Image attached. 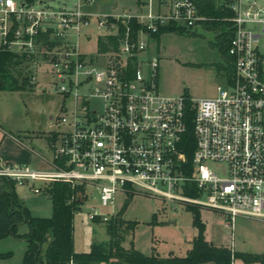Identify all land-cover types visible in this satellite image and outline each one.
I'll use <instances>...</instances> for the list:
<instances>
[{
	"label": "built area",
	"instance_id": "built-area-1",
	"mask_svg": "<svg viewBox=\"0 0 264 264\" xmlns=\"http://www.w3.org/2000/svg\"><path fill=\"white\" fill-rule=\"evenodd\" d=\"M90 3L0 0V52L20 58L30 86L43 77L42 92L49 88L72 101L46 135V170L1 163L0 179L33 195L50 183L77 186L78 208L82 200L89 205L91 222L113 218L118 195L156 199L173 210L216 211L231 231L238 217L264 219V52L258 49L264 5L224 0L232 12L233 72L215 97L194 100L159 94L158 58L146 55L160 28L187 31L208 20L193 0H141L133 11L95 17L81 10ZM92 22L101 34L88 50ZM105 37L115 45L104 40L101 50L97 40ZM189 111L191 160L182 149ZM209 163L226 164L227 176Z\"/></svg>",
	"mask_w": 264,
	"mask_h": 264
},
{
	"label": "rangeland",
	"instance_id": "rangeland-1",
	"mask_svg": "<svg viewBox=\"0 0 264 264\" xmlns=\"http://www.w3.org/2000/svg\"><path fill=\"white\" fill-rule=\"evenodd\" d=\"M41 1L51 6L57 4L68 6L71 3V0ZM258 2L264 5V0ZM133 3L134 0H91L90 4L82 5L81 10L92 17L118 14L140 7L139 3L135 6ZM217 4L224 5V0H217ZM88 32L91 35L88 50H93L101 31L97 30L92 22ZM222 32H224L223 28L214 31L200 24L187 31L166 32L156 40L150 39L146 55L147 58L153 55L158 58L156 91L163 96H183L194 100L215 97L216 88L225 87L227 79L226 61L218 38ZM258 49L264 52V34ZM20 69H23L22 66ZM16 70H19L18 66ZM40 82H43V77H39L37 83L29 90L5 95L6 100L1 99L4 97L0 95V110L4 105H8L12 111L18 112L22 117L23 129L46 133L55 129L54 119L61 107L66 114L70 112L72 101L70 98L62 100L49 88L42 92ZM31 147L34 150L42 148V140L34 141ZM30 165L35 170H46V167L35 158H32ZM209 165L220 177L227 176L226 164L209 163ZM19 197L31 216L50 217L51 204L46 195L42 193L33 195L24 189ZM82 201L72 217V249L76 253L87 252L90 246L105 249L108 245V235L104 224L87 220L89 205L82 204L84 200ZM121 202L123 205H118ZM116 205L114 208L117 210L116 214L124 207L119 216L126 223H123L118 230L119 244L123 249H128L131 244L142 255L147 256L153 252L159 257L169 255L183 257L191 248L192 240L198 235V230L193 225L194 212L190 210L193 207L179 206L173 210L165 202L141 195L126 198L118 195ZM195 209L204 227L205 241L222 244V247L233 253L264 254V219L238 217L231 231L224 227L222 223L224 216L221 213L202 208ZM127 224L134 226L133 229H128ZM20 231L23 232L24 229ZM23 249V242L20 243L11 237L0 239V254H8V257L2 259L1 264H21Z\"/></svg>",
	"mask_w": 264,
	"mask_h": 264
},
{
	"label": "trees",
	"instance_id": "trees-1",
	"mask_svg": "<svg viewBox=\"0 0 264 264\" xmlns=\"http://www.w3.org/2000/svg\"><path fill=\"white\" fill-rule=\"evenodd\" d=\"M199 14L208 20L201 25L206 29L217 31L220 28L224 32L218 35L222 52L226 61L227 79L233 72L231 58L227 54V48L231 33L232 12L224 5H218L217 0H193ZM131 29L137 25L130 23ZM184 31L174 27L160 28L151 39L156 40L166 32ZM106 44L114 46L113 37L99 38L97 47L103 49ZM20 58L6 52H0V91L21 92L30 89L25 76L20 69ZM19 70H16V67ZM15 71V72H14ZM14 72V73H13ZM192 112H188L186 120V133L182 139V149L188 160H191L195 149L192 129ZM81 189L77 186L70 188L63 183H50L42 188L41 193L46 195L51 204V215L48 218L33 217L17 199L14 184L0 179V239L12 237L21 240L24 251L21 256V264H233L234 260L240 259L245 264H264V254L233 253L226 247H217L204 240V227L198 218L195 208L193 225L198 230V235L191 242V248L183 257L166 256L159 257L155 253L142 255L133 249L130 244L128 249L120 247L118 230L124 222L119 214L123 208L107 222L103 223L108 235L107 247L90 246L89 251L76 253L72 249V217L78 208L77 194ZM20 226L25 227L19 232ZM128 226V224H127ZM133 229L134 226H128ZM8 257V254L0 255V258Z\"/></svg>",
	"mask_w": 264,
	"mask_h": 264
},
{
	"label": "crops",
	"instance_id": "crops-1",
	"mask_svg": "<svg viewBox=\"0 0 264 264\" xmlns=\"http://www.w3.org/2000/svg\"><path fill=\"white\" fill-rule=\"evenodd\" d=\"M140 5L141 0H134L133 6L136 4ZM132 8V7H131ZM13 92L0 91V95H2L1 99H5V95H11ZM0 99V101H1ZM8 100V98H7ZM23 119L19 115L18 112L12 111L8 105H4L0 110V164L1 163H15L20 165H27L30 168L32 158H35L39 163L43 164L46 168L48 167L47 162L49 161L50 154L47 148V133L43 132H32L26 129H23ZM43 142V147L38 148V150H34L31 147L34 141ZM35 169V168H32ZM43 170V169H37ZM15 192L17 195V199L20 201V195L23 190L15 187ZM25 230V227L20 226L19 230ZM21 232V231H20ZM12 238V237H11ZM15 239V238H13ZM22 243L21 240L15 239ZM213 245L220 247L222 244L211 242ZM25 248V245H24ZM134 249V248H133ZM189 250V249H188ZM24 251V249H23ZM22 251V253H23ZM21 253V256H22ZM153 253V252H151ZM150 253V254H151ZM149 254V255H150ZM2 255V254H0ZM3 258H0V264L2 263ZM104 264V263H99ZM234 264H245L241 261L236 260ZM257 264V263H254Z\"/></svg>",
	"mask_w": 264,
	"mask_h": 264
}]
</instances>
